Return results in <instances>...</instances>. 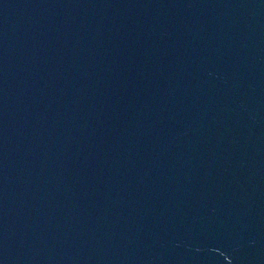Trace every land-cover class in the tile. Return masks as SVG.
Listing matches in <instances>:
<instances>
[{
	"label": "water",
	"instance_id": "water-1",
	"mask_svg": "<svg viewBox=\"0 0 264 264\" xmlns=\"http://www.w3.org/2000/svg\"><path fill=\"white\" fill-rule=\"evenodd\" d=\"M0 264H264V0H0Z\"/></svg>",
	"mask_w": 264,
	"mask_h": 264
}]
</instances>
